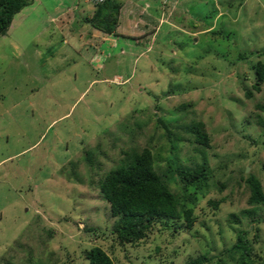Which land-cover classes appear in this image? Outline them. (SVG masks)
Instances as JSON below:
<instances>
[{
	"label": "rangeland",
	"instance_id": "1",
	"mask_svg": "<svg viewBox=\"0 0 264 264\" xmlns=\"http://www.w3.org/2000/svg\"><path fill=\"white\" fill-rule=\"evenodd\" d=\"M81 1L92 14V0ZM158 1L153 9L164 17L150 31L166 22L177 31L164 25L152 46L149 34L147 45L120 40L109 54L117 39L81 23L73 0H36L0 36V264H88L92 247L113 264H233L224 251L239 230L264 264V206L249 203L245 183L251 174L264 188V128L256 124L264 85L252 90L251 70L264 56V0H182L171 19L176 0ZM197 122L208 148L189 131ZM145 147L178 196L179 178L168 172L176 163L204 164L209 188L187 203L192 225L162 220L139 243L120 245L118 219L97 185L124 153Z\"/></svg>",
	"mask_w": 264,
	"mask_h": 264
},
{
	"label": "trees",
	"instance_id": "2",
	"mask_svg": "<svg viewBox=\"0 0 264 264\" xmlns=\"http://www.w3.org/2000/svg\"><path fill=\"white\" fill-rule=\"evenodd\" d=\"M35 1L0 0V36L6 34L14 17ZM122 6L121 1L105 0L95 6L90 16L81 18L83 19L82 22L102 34L118 36L116 28ZM212 27L202 30H210ZM172 29L173 32L177 31L174 30L177 28ZM173 32L172 34H174ZM166 41H170L169 38ZM261 54L263 55L264 52L259 53L260 56H262ZM244 56L246 54L239 53V60L245 59ZM251 70L253 71L254 80L252 90L261 92V86L264 85V56L258 58L256 63L251 65ZM252 90L246 89L244 92L246 98L252 97ZM259 108L264 112L263 106H259ZM159 123L165 129L167 138L172 140V132L169 130L168 125L160 119ZM256 124L264 128V120L260 115H256ZM189 131L193 135L196 144L203 148L209 147V136L203 123H194ZM86 153L88 163H91L90 152ZM124 154L125 157L120 164L110 169L97 185L100 196L109 204L112 217L118 219L113 226V233L118 244L135 245L139 243L146 238L147 233L153 228L154 224L162 220L185 219L189 225H192L194 221L193 208L188 207L187 203L194 204L198 194L202 197L205 196L209 188L208 180L210 179L207 167L203 164L190 169L179 163L169 166L168 172L170 175L175 174L179 178L180 186L185 193L182 198L171 191L166 177L156 172L150 148L145 147L139 151L133 150ZM72 167L74 168V166ZM245 183L250 192L249 203L264 206V188L261 181L254 175L249 174L245 179ZM213 204L215 207L217 206V203ZM232 218L235 223H239L236 215H232ZM85 231L89 232L91 230ZM255 232L253 243L258 244L260 239L259 230L256 228ZM247 236V231L239 230L236 233L233 245L224 251V254L229 256L233 264H260L262 262L261 256L255 252ZM84 258L88 264H113L110 256L99 247H92L87 250ZM205 259V257L198 258L190 261L189 264H203L206 262Z\"/></svg>",
	"mask_w": 264,
	"mask_h": 264
},
{
	"label": "crops",
	"instance_id": "3",
	"mask_svg": "<svg viewBox=\"0 0 264 264\" xmlns=\"http://www.w3.org/2000/svg\"><path fill=\"white\" fill-rule=\"evenodd\" d=\"M117 1H121L123 6H122V9H121V14H120L118 25H117V28H116V33L118 34V36L114 37L112 35H108V37H113L114 39H117V40H115L114 46L112 48L109 47V54L112 52L111 51L112 49H116V46H118V43L120 42V40H122L125 44H128V46H131V44H133L131 46L133 48H136L135 45L137 47L141 46L139 44V40L141 41V43L146 42V45H147V36L146 35H149V34H150V36H152L151 43H150V45L152 46L156 42L157 35L161 32V29H162L164 24L170 25L172 28L175 27V25H172L171 22L170 23L166 22L164 24L162 23V25L160 26V28L158 29V31L156 33H155V31H150L151 29L157 27V25L159 26L158 22H159L160 18L164 17V16H161V11H159L158 9H156V10L153 9V6H154L155 2L158 1V0H117ZM152 2H153V4H152ZM168 2H170V0H168ZM72 3L73 4L71 5V9L74 12L75 11H79V9H81V12L83 14H85V10H84L85 9L84 5L86 6V4H84L85 1L73 0ZM175 3H176V5L172 7V12L170 13V15L168 14V16H169L168 19H171L174 16V14H178V12L180 10L182 11V9H183V8H181L182 5H183V1L182 0H176ZM62 5L64 7V3H62ZM58 6H59V4H58ZM128 9H133V10H132L131 13H129L127 11ZM126 11H127L128 14L125 15V17H124V12H126ZM59 12H60V10L56 9V13L58 14ZM54 14H55V12L53 13V15ZM53 15H50L51 17L49 16V18H50L49 20L50 21L54 20ZM90 15H91L90 12L87 11V14H85L84 17L90 16ZM82 18H83V16H82ZM81 23H83V22H81ZM147 30H149V32H147ZM93 31H94V34L96 32H99V31H96V30H93ZM87 32H89V30ZM129 33H134L133 35H135L137 37H138V35L141 36L143 33H145V34H144V37L142 39V36L141 37L139 36L138 38L137 37L136 38H132L134 36H130ZM154 33L155 34L158 33L156 35V37L153 36ZM61 43L62 44L65 43L63 38L61 40ZM102 45H105V44L102 43ZM109 45H110V42H109ZM147 49L148 48L145 47V50H147ZM119 50L120 51H119L118 54L124 55L125 52H123V50L120 47H119ZM145 50H142V51L144 52ZM131 54H133L134 61H136L137 60L136 57H135L136 53L134 52V53H131ZM109 56L110 55H107V58H110ZM142 58H143V56L140 59H142ZM116 77H119V76H115V78Z\"/></svg>",
	"mask_w": 264,
	"mask_h": 264
},
{
	"label": "clouds",
	"instance_id": "4",
	"mask_svg": "<svg viewBox=\"0 0 264 264\" xmlns=\"http://www.w3.org/2000/svg\"><path fill=\"white\" fill-rule=\"evenodd\" d=\"M104 1H105V0H103L101 3H103ZM92 4L94 5V8H95V6L98 5V4H100V3L95 4L94 0H92Z\"/></svg>",
	"mask_w": 264,
	"mask_h": 264
},
{
	"label": "built area",
	"instance_id": "5",
	"mask_svg": "<svg viewBox=\"0 0 264 264\" xmlns=\"http://www.w3.org/2000/svg\"><path fill=\"white\" fill-rule=\"evenodd\" d=\"M103 0H94L95 4L101 3Z\"/></svg>",
	"mask_w": 264,
	"mask_h": 264
}]
</instances>
